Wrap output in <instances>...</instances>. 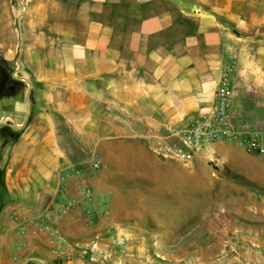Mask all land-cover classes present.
<instances>
[{"label": "crops", "instance_id": "crops-1", "mask_svg": "<svg viewBox=\"0 0 264 264\" xmlns=\"http://www.w3.org/2000/svg\"><path fill=\"white\" fill-rule=\"evenodd\" d=\"M0 58L14 82L0 94V264H81L73 246L99 226L140 234L114 223L137 215L141 200L119 210L114 195L83 198V188L97 191L90 159L107 138L97 125L121 124L111 139L136 140L127 155H141L153 130L208 116L234 63L231 113L264 138V0H0ZM204 148L264 188L261 158L232 143ZM263 257L239 252L237 264Z\"/></svg>", "mask_w": 264, "mask_h": 264}, {"label": "rangeland", "instance_id": "rangeland-1", "mask_svg": "<svg viewBox=\"0 0 264 264\" xmlns=\"http://www.w3.org/2000/svg\"><path fill=\"white\" fill-rule=\"evenodd\" d=\"M21 1L27 0H3L19 5ZM73 9V1L65 6L71 17ZM22 14L19 8V19ZM97 126L99 134L107 137L99 140L90 159V169L98 177L97 191L87 186L83 188V198L89 203L96 197L99 202L114 195L119 210L120 202L141 200L132 208L137 207V215L114 223L134 227L140 234L126 230L116 235V231H100L99 226L96 229L100 232L93 231L88 243L73 246L79 250L80 256H76L81 258V264H237L239 252L264 255V188L220 167L204 147L191 153L188 160L157 153L158 142L182 147L177 139L168 136L170 125L146 135L141 141L145 150L133 157L127 155L126 148L139 152L136 140L111 139L114 132L119 133L121 124ZM5 134L9 137V133ZM252 155L264 163V156ZM95 161L99 162L98 169L92 167ZM158 167L162 170H156ZM72 174L82 176L79 169H72ZM71 200L75 199L68 201ZM152 203L156 204L154 209ZM104 206L101 212L111 210L109 204ZM87 211L85 214L90 215ZM91 216V223H95L96 218Z\"/></svg>", "mask_w": 264, "mask_h": 264}, {"label": "built area", "instance_id": "built-area-1", "mask_svg": "<svg viewBox=\"0 0 264 264\" xmlns=\"http://www.w3.org/2000/svg\"><path fill=\"white\" fill-rule=\"evenodd\" d=\"M233 68L234 63L218 81L213 94V105L208 116L204 115L184 124L167 127L168 136L177 139L182 147L158 142L155 146L157 153L180 160H188L191 153L202 149L208 143L219 141L236 144L250 154L264 156V138L255 130H242L231 113L230 99L233 79L230 72ZM92 167L98 169L99 162L95 161ZM75 204L76 200L67 201L60 206V210L70 209ZM43 228L53 235L58 234L56 229L46 226ZM240 264H264V257L246 260Z\"/></svg>", "mask_w": 264, "mask_h": 264}, {"label": "trees", "instance_id": "trees-1", "mask_svg": "<svg viewBox=\"0 0 264 264\" xmlns=\"http://www.w3.org/2000/svg\"><path fill=\"white\" fill-rule=\"evenodd\" d=\"M9 87L14 88V82H10L7 69L0 58V94L7 92Z\"/></svg>", "mask_w": 264, "mask_h": 264}, {"label": "bare ground", "instance_id": "bare-ground-1", "mask_svg": "<svg viewBox=\"0 0 264 264\" xmlns=\"http://www.w3.org/2000/svg\"><path fill=\"white\" fill-rule=\"evenodd\" d=\"M94 200L90 201L89 203H92ZM102 214L105 215V216H108L109 215V211L108 210H105V211H103Z\"/></svg>", "mask_w": 264, "mask_h": 264}]
</instances>
